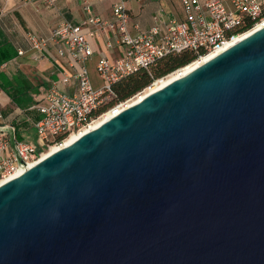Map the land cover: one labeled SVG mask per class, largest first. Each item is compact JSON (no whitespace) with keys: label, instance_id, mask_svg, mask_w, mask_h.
<instances>
[{"label":"water","instance_id":"1","mask_svg":"<svg viewBox=\"0 0 264 264\" xmlns=\"http://www.w3.org/2000/svg\"><path fill=\"white\" fill-rule=\"evenodd\" d=\"M0 264H264V26L1 183Z\"/></svg>","mask_w":264,"mask_h":264},{"label":"built area","instance_id":"2","mask_svg":"<svg viewBox=\"0 0 264 264\" xmlns=\"http://www.w3.org/2000/svg\"><path fill=\"white\" fill-rule=\"evenodd\" d=\"M41 1L52 5L55 0ZM128 1L114 0L108 20L93 15L86 2L82 7L85 17L79 23L61 18L47 37L27 33L30 49L36 52L47 43L57 44V55L66 58L68 69L49 84L41 103L29 107L38 114L33 127L41 146L18 139L15 125L6 122L0 111V180L16 177L39 161L50 146L61 144L71 133L122 104L114 100L113 87L126 75L138 69L149 73L150 64L169 53L191 50L198 59L264 20V0H180L182 17L168 20L163 32L152 26L131 33ZM246 26L245 31H238ZM94 34L105 36L108 46L125 47L117 59L99 55L95 62L101 80L98 86L93 85L86 65L93 56L88 37Z\"/></svg>","mask_w":264,"mask_h":264},{"label":"crops","instance_id":"3","mask_svg":"<svg viewBox=\"0 0 264 264\" xmlns=\"http://www.w3.org/2000/svg\"><path fill=\"white\" fill-rule=\"evenodd\" d=\"M113 1L55 0L48 5L41 0H0V111L6 122L19 125L16 135L24 138L34 129L25 127L36 121V115H29V107L41 103L49 84L58 81L68 69L66 58L57 55V44L47 43L42 51L36 52L30 49L27 33L47 37L61 18L79 23L85 17L82 7L86 2L93 15L108 20ZM126 8L131 33L152 26L163 32L168 20L182 17L180 0H129ZM88 41L93 56L86 65L93 85L98 86L101 80L95 72V62L99 55L117 59L123 55L125 47L108 46L105 36L95 34L88 37ZM18 50L23 54L18 55Z\"/></svg>","mask_w":264,"mask_h":264},{"label":"trees","instance_id":"4","mask_svg":"<svg viewBox=\"0 0 264 264\" xmlns=\"http://www.w3.org/2000/svg\"><path fill=\"white\" fill-rule=\"evenodd\" d=\"M247 28H249V26L240 28L238 31L243 32ZM195 58L196 54L191 50H185L177 54L169 53L161 56L150 64L149 73L145 69H138L120 79L113 87L115 93L114 100L116 102L127 101L146 89L153 80L168 75L172 71L194 61ZM28 111L29 115H36L37 120V111L34 109H29ZM15 127L18 130L19 125L16 124ZM25 127L32 129L33 124L29 123L28 125H25ZM17 138L23 140L22 136L18 133Z\"/></svg>","mask_w":264,"mask_h":264},{"label":"bare ground","instance_id":"5","mask_svg":"<svg viewBox=\"0 0 264 264\" xmlns=\"http://www.w3.org/2000/svg\"><path fill=\"white\" fill-rule=\"evenodd\" d=\"M262 26H264V20L259 22V23H257L253 28H251V29H249V30H247V31L235 36L233 39H231L230 41H227L224 45H222L221 47L216 48L214 51H211V52H209L207 54L202 55L200 58L195 59L194 61L186 64L185 66L180 67V68L172 71L171 73H169L168 75H166L164 77H160V78H157V79L153 80L152 83L146 89H144L142 92L136 94L134 97L128 99L127 101L123 102L122 104L118 105L113 111H108V112L102 114L100 117H98L97 119H95L92 122H90L87 126H85L84 128L80 129L78 132L71 133L70 135H68L65 138V140L61 144L50 146L45 152H43V154L41 155L40 159L45 157V156H47L48 154L52 153L53 151L59 149L60 147L71 143L72 141L76 140L83 133H85L88 130H91V129L97 127V126H99L103 121H105L106 119H108L109 117L114 115L115 113L119 112L122 108H124V107H126V106H128V105H130L132 103H135L136 101L141 99L147 93H149L151 91H154L156 89H159L162 86H164L167 83H169L170 81L176 79L177 77L182 76L183 74L187 73L191 69H193L196 66L200 65L204 61H206V60L210 59L211 57H213L214 55L218 54L222 50H224V49L228 48L229 46H231L232 44L237 43L238 41L242 40L244 37L249 35L251 32L261 28ZM32 165H33V163L29 164L27 167H30ZM25 169L20 170L15 175H18L19 173H21ZM8 179H10V178H6V179L0 180V184L3 183L4 181L8 180Z\"/></svg>","mask_w":264,"mask_h":264},{"label":"rangeland","instance_id":"6","mask_svg":"<svg viewBox=\"0 0 264 264\" xmlns=\"http://www.w3.org/2000/svg\"><path fill=\"white\" fill-rule=\"evenodd\" d=\"M93 76H95V73H93ZM24 141L31 143L34 146H41L43 143L37 138L36 133H35V129H32L31 132L29 134H25Z\"/></svg>","mask_w":264,"mask_h":264}]
</instances>
